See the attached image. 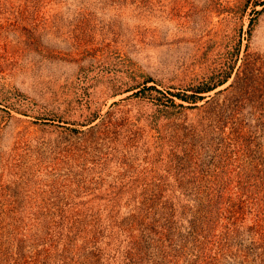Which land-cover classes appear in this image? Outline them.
Returning a JSON list of instances; mask_svg holds the SVG:
<instances>
[{
    "label": "rangeland",
    "instance_id": "374dc122",
    "mask_svg": "<svg viewBox=\"0 0 264 264\" xmlns=\"http://www.w3.org/2000/svg\"><path fill=\"white\" fill-rule=\"evenodd\" d=\"M253 3L0 0V264H264Z\"/></svg>",
    "mask_w": 264,
    "mask_h": 264
},
{
    "label": "trees",
    "instance_id": "16d2710c",
    "mask_svg": "<svg viewBox=\"0 0 264 264\" xmlns=\"http://www.w3.org/2000/svg\"><path fill=\"white\" fill-rule=\"evenodd\" d=\"M253 5H254V7L257 6V5H261L262 6V5H264V0H254ZM263 8H264V6H263ZM255 12H258V11H255ZM232 70H233V65L229 66V70L222 71L213 80L214 82L208 83V84H204L202 86L197 87L196 90H194V92L191 93V94H183V95H181V99L185 100L187 102H190V103H196L199 99H202V96L199 95V93L210 91V90L216 88L217 86H220V85L224 84L230 78ZM144 89H155V87L148 86V87H145ZM179 105L182 106V104H179Z\"/></svg>",
    "mask_w": 264,
    "mask_h": 264
}]
</instances>
